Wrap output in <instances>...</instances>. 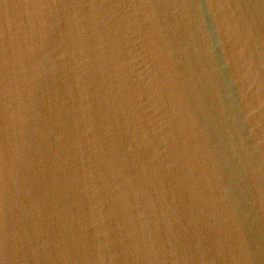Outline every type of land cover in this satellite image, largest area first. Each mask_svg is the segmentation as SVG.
<instances>
[{
  "label": "water",
  "instance_id": "water-1",
  "mask_svg": "<svg viewBox=\"0 0 264 264\" xmlns=\"http://www.w3.org/2000/svg\"><path fill=\"white\" fill-rule=\"evenodd\" d=\"M0 264H264V0H0Z\"/></svg>",
  "mask_w": 264,
  "mask_h": 264
}]
</instances>
